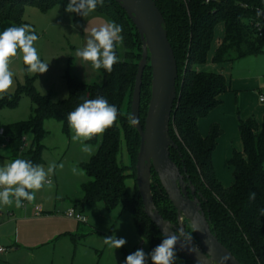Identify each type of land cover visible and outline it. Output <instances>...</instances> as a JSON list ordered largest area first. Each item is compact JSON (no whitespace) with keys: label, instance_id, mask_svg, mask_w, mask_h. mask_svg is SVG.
<instances>
[{"label":"trees","instance_id":"16d2710c","mask_svg":"<svg viewBox=\"0 0 264 264\" xmlns=\"http://www.w3.org/2000/svg\"><path fill=\"white\" fill-rule=\"evenodd\" d=\"M67 1L0 0V26L7 20L22 23L24 3L36 4L48 10ZM154 1L165 19L178 67L177 100L169 126L170 136L178 149H171V158L194 185L197 193L202 195V207L218 240L240 263L264 264V216L260 212L264 209V118L261 126L254 118L239 121L243 150L233 151L228 164L233 171L234 182L229 187L223 186L216 176L213 163V154L223 132L218 125H213L208 136L203 137L199 121L208 117L221 104L220 97L228 93L230 87L223 74L212 70H196L197 66L207 63L215 30L220 24H224L225 35L212 59L213 64L232 63L264 53V0ZM96 10L111 15L117 24L123 25L124 57L119 59L111 72L102 68L101 84H85L70 78L69 96L59 102H53L49 96L36 92L33 80L28 79L14 98L5 96L0 100V109L15 107L20 95L26 94L33 105L28 121L8 126L0 123V146L7 142L13 158L30 160L40 165L45 119L61 120L68 131L67 116L84 99L99 96L107 99L120 114L115 124L101 135L97 153L89 163L83 165L89 177L82 185L83 203L102 201L108 210L121 207L123 212L129 211L138 235L152 251L162 243L164 237L143 211L136 185L140 137L127 119L128 114H131L142 42L132 22L114 0H104L103 5L98 4ZM151 80L152 70L147 66L141 94L142 124L151 99ZM126 102L128 109L124 113L122 109ZM29 135L32 137L30 144L27 141ZM99 137L89 142L97 143ZM122 137L131 162L129 167L119 159ZM152 174V195L156 207L165 220L178 225L176 209L167 198L157 174L154 171ZM130 177L135 179L136 194H130L126 187V180ZM253 192L256 193L254 200L249 198ZM186 228L192 230L187 222ZM192 237L198 244L193 232ZM185 260L186 264H194Z\"/></svg>","mask_w":264,"mask_h":264},{"label":"rangeland","instance_id":"374dc122","mask_svg":"<svg viewBox=\"0 0 264 264\" xmlns=\"http://www.w3.org/2000/svg\"><path fill=\"white\" fill-rule=\"evenodd\" d=\"M69 2L70 0L60 2L48 10H43L36 4L24 3L22 23L7 20L0 26L2 32L10 26L30 25L39 37L34 42V47L41 60L49 63L46 73L27 74L24 71L27 66L23 63L22 54L18 52L17 56L11 58L9 67L14 73V83L5 96L14 98L19 89L26 85L28 79L33 80L36 92L49 96L53 102L68 98L70 78L85 84L102 83V68L98 71L94 70L89 62H83L76 57L75 52L86 44L89 33L85 32V28L99 27L115 20L111 15L97 10L87 17L68 13L65 9ZM116 50L119 59H122L125 54L124 45H117ZM224 67L229 70L228 78L233 85L239 84L246 88L242 98L246 107L241 110L237 119L245 121L244 117L249 114L257 123L261 122L264 103L260 102L259 95H264V53L226 63ZM32 108L30 98L26 94H21L15 107L0 109L1 125L8 126L28 121L32 115ZM127 109L126 102L122 111L125 113ZM44 130L45 136L41 142L44 149L40 165L45 169L50 163L57 165L54 174L50 177L54 187L51 190L42 188L36 192L33 202L23 201L22 208H16L14 204L12 206L0 204V248L7 251L1 256L2 260L0 257V264H15L13 260L5 257L14 253H17L20 264H125L126 257L138 249L150 253L149 246L138 235L134 218L129 211L123 212L121 207L108 210L102 201L83 203L82 185L89 180L83 165L89 163L97 153L101 135L97 143L86 141L94 148L89 154L81 151L79 142L72 141L73 132L70 128L66 131L61 120L45 119ZM228 135L232 144L236 141L242 145L239 133L237 139L233 132H228ZM31 140L32 137L29 135L28 144ZM221 145L223 146L222 142ZM119 159L126 166L131 165L123 137ZM13 160L15 158L6 142L0 146V166ZM60 164H63V168L59 167ZM74 165L80 170L78 174H74L71 170ZM231 171L227 164L224 168L218 169L222 181L217 178L225 187L227 182L224 178L233 177ZM128 173L132 172L128 171ZM126 187L130 194H136L134 178L130 177L126 180ZM37 207L43 210V214L38 217L35 216ZM70 208L83 214L87 223H79L67 218L64 214ZM113 234L117 238H125L127 243L119 249L109 248L103 243V238ZM15 239L17 244L21 245L19 248L13 246ZM176 257L177 264H186L184 258L178 254ZM148 264H152L150 258Z\"/></svg>","mask_w":264,"mask_h":264},{"label":"water","instance_id":"95a60500","mask_svg":"<svg viewBox=\"0 0 264 264\" xmlns=\"http://www.w3.org/2000/svg\"><path fill=\"white\" fill-rule=\"evenodd\" d=\"M134 25L142 42L141 60L135 78L131 101V114L138 118L133 126L140 137L136 163V185L143 203L144 214L165 238L186 222L192 227L198 244L192 242L181 247L176 254L194 264H242L212 232L210 219L202 207V195L197 193L188 177L171 158V149L178 146L170 136V121L177 100L178 67L168 38L166 22L154 0H114ZM151 67V99L144 124L141 122V94L144 72ZM159 178L167 198L177 211L178 225L165 220L156 207L152 195V172ZM165 232V233H164ZM189 249H197L189 251ZM212 250L209 253V250ZM205 257V259H203ZM226 257V260L221 258Z\"/></svg>","mask_w":264,"mask_h":264},{"label":"clouds","instance_id":"9594fccd","mask_svg":"<svg viewBox=\"0 0 264 264\" xmlns=\"http://www.w3.org/2000/svg\"><path fill=\"white\" fill-rule=\"evenodd\" d=\"M104 0H70L65 11L76 13L87 17L94 12L97 5H103ZM88 38L83 48H78L75 56L83 62H89L94 70H104L111 72L113 66L119 62L117 56V45H123V25L115 21H108L99 27L85 28ZM39 39L35 30L30 25L10 26L0 32V99L9 93L14 83V73L10 70L11 58L22 54V60L27 67L24 71L27 74H44L48 70L49 63L41 60L40 55L34 47V42ZM264 100V97H261ZM119 110L115 105L109 104L107 99L99 96L95 99H84L75 110L67 116L69 128L73 132L71 137L73 142L81 144V151L91 154L93 145L86 143L93 138L102 135L111 128L119 115ZM130 126L138 125L139 120L133 114L127 116ZM63 168V164L59 165ZM57 165L50 163L47 169L42 165L33 164L26 159H15L12 162H5L0 166V204L22 208L23 201L33 202L36 192L42 188L51 190L54 187L50 179L54 174ZM74 174L79 173L78 166L72 167ZM256 193L250 194V199L254 200ZM71 209L69 212L71 213ZM264 216V209L260 210ZM195 224L192 230L188 231L180 227L177 232L165 234V238L150 253H145L143 249H138L129 254L125 259V264H148L149 258L152 264H175V247L182 241L181 247H185L192 242V232L197 231ZM165 233V232H164ZM103 243L111 249H119L127 241L125 238H117L114 234L103 238ZM197 249H189L193 251ZM212 250H209L211 253ZM205 259V257H203ZM227 258H221L226 260Z\"/></svg>","mask_w":264,"mask_h":264},{"label":"crops","instance_id":"0c3cea01","mask_svg":"<svg viewBox=\"0 0 264 264\" xmlns=\"http://www.w3.org/2000/svg\"><path fill=\"white\" fill-rule=\"evenodd\" d=\"M225 35V29H224V24H220L217 26L216 30H215V38L211 47V50L208 54V60L207 63L204 65H200L196 67V70L198 72H206L209 70H212L216 73H220L223 74L227 80V84L230 87V91L224 95H222L220 97L221 99V104L214 109L209 115L208 117L201 119L199 121V130L200 133L203 137L208 136L210 129L213 125H218L221 130H222V135L220 136V138L218 139V145L216 150L214 151L213 154V163H214V167H215V172H216V176L222 181V179L219 177L218 175V169L219 168H224V166L228 164L233 151H239L241 152L243 150V145H240L239 143H235L232 144L231 143V138L229 137L230 135H228V132L230 133H234L235 134V138L237 139L238 137V133H239V138L241 140L240 137V131H239V122L240 118L237 119L238 114L241 112L242 109H244L246 107V103H244V99L243 98V93L246 91V88H244L241 85H233V82H231L229 80L228 77L229 76V70L225 69L224 65H215L212 63V59L215 55V52L217 50V48L219 47L221 41L223 40ZM253 89V88H251ZM260 97V95H259ZM242 100V103H241ZM260 104V103H259ZM262 118L264 117V109H262V113H261ZM246 120L250 119V115L247 114V116L244 117ZM262 118H261V122H262ZM261 122L259 121V126H261ZM221 142L223 144V146L221 145ZM242 143V141H241ZM220 146L221 149H220ZM223 149V151H222ZM221 154V155H220ZM218 155H220L218 157ZM218 157V158H217ZM230 167V166H229ZM232 172V171H231ZM233 174V172H232ZM226 180V185L227 187H229L230 185L233 184L234 182V178L233 177H229V176H225L224 178ZM38 208L41 209V212L39 210H37ZM71 209V208H70ZM41 213L43 214V210L41 207H37L35 210V216H41ZM65 215V214H64ZM13 246L16 247H20L21 245L17 244V239L14 240L13 242ZM7 251L3 254H0V257L3 256L4 254H6ZM9 253V252H8ZM5 257L8 258V260H13L15 262V264H20L17 259V253L13 254V255H6ZM2 260V257H1ZM0 260V262H1ZM7 263V262H6Z\"/></svg>","mask_w":264,"mask_h":264},{"label":"built area","instance_id":"2783aa9c","mask_svg":"<svg viewBox=\"0 0 264 264\" xmlns=\"http://www.w3.org/2000/svg\"><path fill=\"white\" fill-rule=\"evenodd\" d=\"M261 97H264V95H260V102H261V103H264V100H262ZM1 133H2V132H1ZM37 210H39V211L41 212V209H40V208H38ZM69 210H70V209H69ZM69 210H68V211L66 212V214H65V216H66L67 218L72 219V220H75V221H77V222H79V223H87V219L84 217L83 214L77 212V210L74 209V208H71V210H72L71 213L69 212ZM5 252H6L5 249L0 248V254H3V253H5Z\"/></svg>","mask_w":264,"mask_h":264}]
</instances>
